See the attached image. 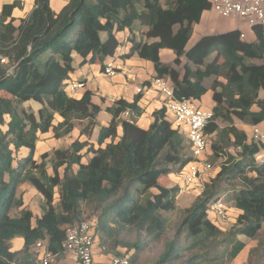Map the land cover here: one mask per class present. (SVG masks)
<instances>
[{"label":"trees","instance_id":"obj_1","mask_svg":"<svg viewBox=\"0 0 264 264\" xmlns=\"http://www.w3.org/2000/svg\"><path fill=\"white\" fill-rule=\"evenodd\" d=\"M18 6L5 5L0 16V52L10 63L0 70V264H39L33 252L39 241L61 256L67 228L86 214L96 217L108 254L127 256L130 264H139L153 246L161 247L153 264H201L232 242L225 255L236 259L246 247L237 236L256 240L264 226V165L257 162L263 146L248 143L235 124L264 122V27L253 28L251 42L234 30L203 36L187 49L195 26L211 10L210 0H69L59 13L50 0H36L31 14L15 26L12 14ZM125 30L131 48L123 57L152 62L155 79H169L177 99L198 102L213 92V118L205 133L208 153L211 149L212 159L222 160L220 170L175 223L171 218L178 213L181 189L160 180L180 172L193 157L165 109L154 114L146 130L137 123L138 101H115L95 146L89 140L100 126L101 107L91 91L80 99L66 91L77 69L75 57L82 58L80 66L104 63L122 46L116 33ZM163 49L175 53L173 64L162 62ZM30 101L40 104L37 113L24 107ZM77 128L86 141L44 154L40 164L34 160L40 135L51 132L62 139ZM21 149L26 156H20ZM24 183L44 198L40 217L28 208L20 211L24 200L18 189ZM223 193L241 212L228 234L208 213L211 204L225 202ZM16 237L24 240L21 251L11 249Z\"/></svg>","mask_w":264,"mask_h":264},{"label":"crops","instance_id":"obj_2","mask_svg":"<svg viewBox=\"0 0 264 264\" xmlns=\"http://www.w3.org/2000/svg\"><path fill=\"white\" fill-rule=\"evenodd\" d=\"M36 0H0V8L3 9L5 5L13 4L19 2V6L13 10L12 17L14 18V25L18 26L22 19L27 18L35 8ZM69 0H50L51 8L54 12L59 13L62 9L68 4ZM211 15L212 19L208 15ZM238 30L241 33L246 35V40L248 42L255 40V34L253 29L248 26L246 23L232 18H224L214 13L212 10L206 11L199 24L195 26L193 37L189 42L187 49L192 48L203 36L214 35L219 33H226L230 31ZM130 35L128 30L123 32H117L116 37L122 43V46L116 52L113 57H108L104 63H95V64H85L80 66L82 58L79 56L75 57V64L77 66L76 71L71 74L70 79L75 81L85 82L86 86L84 89L79 90L75 95H71L68 92V95L74 98L80 99L85 92L91 91L93 96V102L101 107L102 113H106L110 116V119L102 125L100 120V130L102 127L109 124L112 117L107 112V108L110 107L115 101L123 99L129 103L138 101V106L142 109V114L138 118V125L143 129H149L152 123L154 122V114L164 109V97L157 91L156 87L153 86V81L155 80V68L152 62L145 59H141L138 56H133L131 58H124L123 56L129 53L131 44L128 43L127 39ZM137 36L138 33H137ZM103 38L106 39V34H103ZM161 60L165 64H173L176 55L172 50L163 49L160 52ZM114 63L115 67L118 69H123L125 71H119L113 77H107L103 74V66L107 63ZM183 62H186L183 59ZM142 89V93H138V89ZM261 97H264V93L261 94ZM198 104L206 111H212L215 103L213 101V92L208 91L201 100L198 101ZM25 108H31L35 113L41 108L40 104L30 101L24 104ZM253 111H258L257 107L253 108ZM127 115L123 116L124 118ZM57 122L60 121L59 117H56ZM100 119V115H99ZM166 119L172 124L173 128L176 129L174 125V119L172 114L166 113ZM236 127L244 131L248 136V143L253 141V135L256 130L264 133V122L253 126L242 123L238 120L235 121ZM97 128V129H98ZM96 129V130H97ZM96 130L93 133L92 138L89 140L90 144L97 146L98 134ZM122 131L119 128V135ZM80 140L81 142L86 141L85 137H81L80 129L77 128L69 136L62 139H55L53 134L47 133L40 135V139L37 143L34 160L37 163L42 162V156L46 153H51L54 150H63L60 148V144H65V148H69L73 142ZM187 141V140H186ZM188 144V141H187ZM264 151V146H263ZM85 151H83L84 153ZM27 155V150L21 149L20 156L24 157ZM208 155H211L209 151ZM91 154L83 158V162L87 163L91 158ZM47 168L50 175H52V162L51 157L47 160ZM74 170H78V166L74 167ZM220 170V167L215 170V174L211 177H214ZM61 176L64 173V169L60 171ZM203 181L206 183L209 181L208 176L203 178ZM160 184L172 188L178 186L180 189L182 184L178 182L175 174H171L167 177H163L160 180ZM19 194L23 196L24 206L23 208L31 209L35 217H40L42 215V204L44 202L43 196L29 183L22 184L18 189ZM198 193L196 191H186L180 193L177 205L178 207L184 206L188 208L192 205L197 198ZM59 199L56 196L55 203H58ZM232 210L236 211L238 216L241 212L235 208ZM35 224V221H34ZM47 243V242H46ZM12 251H21L24 247V240L21 237H16L11 241ZM101 242L98 241L95 255L96 260L99 264H110L109 254H104L101 251ZM119 252L124 255L127 253V249L120 248ZM75 257L63 253L61 256L57 257L54 264H74Z\"/></svg>","mask_w":264,"mask_h":264},{"label":"built area","instance_id":"obj_3","mask_svg":"<svg viewBox=\"0 0 264 264\" xmlns=\"http://www.w3.org/2000/svg\"><path fill=\"white\" fill-rule=\"evenodd\" d=\"M211 10L224 18L240 20L250 26L264 27V0H210ZM2 9L0 8V16ZM241 39L246 40V35L241 34ZM9 58L0 52V70L9 68ZM119 71H125L115 67L114 63H107L103 68V74L107 77L115 76ZM86 84L81 81L69 80L66 91L75 95L84 89ZM153 86L164 97V109L174 119L176 129L180 130L187 138L190 145L193 161L184 169L176 173V179L182 184L181 193L186 191L203 192V178L213 170V166L207 160L209 139L206 128L213 118L212 111L204 110L197 101L175 97L174 88L169 79H155ZM138 89V93H142ZM253 141L264 146V133L256 130ZM259 165H264V151L257 156ZM210 217L218 224H228L231 220L229 208L223 200L211 204L208 208ZM96 220L83 221L66 230V239L63 243L64 253L75 257L74 264H99L96 260V247L100 239L96 232ZM102 253L108 254L105 247H101ZM39 264H54L58 255L49 250L45 241H39L33 249ZM110 264H130L127 256L109 254Z\"/></svg>","mask_w":264,"mask_h":264},{"label":"rangeland","instance_id":"obj_4","mask_svg":"<svg viewBox=\"0 0 264 264\" xmlns=\"http://www.w3.org/2000/svg\"><path fill=\"white\" fill-rule=\"evenodd\" d=\"M210 17V20L212 19L211 15H208ZM110 119V116L106 113L100 114V122L102 125H104L108 120ZM226 123H221V126H225ZM100 128L96 130L95 134H98ZM60 148H65V144H60ZM210 152L212 154V151L210 149ZM207 160L208 162L213 166L212 172L209 173L208 179L210 180L212 175L215 174V170H217L220 166V163L222 160L219 161H214L212 159V155H207ZM196 195H199L198 193H195ZM228 208H229V214L231 217V220L228 224H219L225 232V234H228L230 232V226L237 217L236 211L232 210L234 208V205L231 201L228 200L227 196L225 193L222 194ZM193 205H190L188 208H184L183 205L182 207H178V213L172 216V223L177 222L181 218V214L185 212L186 210H192ZM96 217L93 214H86L82 221H91L94 220ZM236 240H241L245 243L246 247L244 250L238 255V257L234 260H230L228 256L225 254L228 253L233 245L228 244V245H221L219 248H217L216 251H213L212 253L215 254L214 256H207L203 263L201 264H264V226L256 240H251L248 239L247 237L244 236H237ZM161 254V247H152L149 248L144 254L141 255L140 257V262L139 264H153V262L156 260V258L159 257ZM218 255V256H217Z\"/></svg>","mask_w":264,"mask_h":264}]
</instances>
